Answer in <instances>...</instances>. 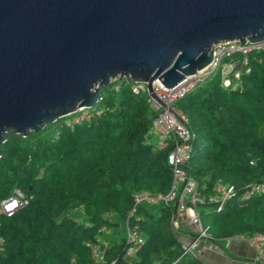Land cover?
<instances>
[{"label": "trees", "instance_id": "trees-1", "mask_svg": "<svg viewBox=\"0 0 264 264\" xmlns=\"http://www.w3.org/2000/svg\"><path fill=\"white\" fill-rule=\"evenodd\" d=\"M248 66L235 87H222L215 72L176 102L191 132L185 166L203 197L196 210L216 243L233 233L264 236L263 52H249ZM100 96L99 116L60 128L58 118L51 136L9 133L0 143V201L15 187L28 199L10 215L0 211V264H206L183 253L174 201H142L131 211L135 192L163 195L171 185L146 95L121 78ZM253 183L263 190L245 194ZM217 184L233 186L219 208L207 199ZM126 224L142 236L130 256Z\"/></svg>", "mask_w": 264, "mask_h": 264}, {"label": "water", "instance_id": "water-1", "mask_svg": "<svg viewBox=\"0 0 264 264\" xmlns=\"http://www.w3.org/2000/svg\"><path fill=\"white\" fill-rule=\"evenodd\" d=\"M227 40L264 41V0H0V143L96 105L113 78L153 97Z\"/></svg>", "mask_w": 264, "mask_h": 264}, {"label": "built area", "instance_id": "built-area-1", "mask_svg": "<svg viewBox=\"0 0 264 264\" xmlns=\"http://www.w3.org/2000/svg\"><path fill=\"white\" fill-rule=\"evenodd\" d=\"M251 51H261L264 54V41L249 42L245 40H227L215 43L212 47V58L203 68L196 70L190 75H186L176 85L172 87L163 86L157 79L151 83V93L149 95L145 82L129 81L128 88L132 93H144L146 101L152 111L150 116V127L155 135L154 145L158 148H167L166 163L171 171L170 189L165 194L150 195L146 191H139L133 194L134 206L142 201L155 202L163 200L164 202H177L175 212H181L187 221L194 227L195 232L190 241L182 243L183 253L197 254L199 242L208 240L213 248L222 251L223 248L217 244L206 226H202L196 210V203L203 198L197 191V182L186 169V162L191 152V132L187 126V120L183 112L179 109L176 102L185 93L189 92L197 85L202 83L215 72L218 73L219 83L222 87H235L241 74L248 72V53ZM121 79V78H114ZM101 96L97 99V104L92 107H77L69 113L63 122H60V128L63 123L72 125L82 121H87L93 116H99L105 107L100 105ZM263 186L259 183H253L246 186L245 194L259 193ZM233 186L231 184H217L215 186V195L207 197L208 200H215L218 208L232 194ZM28 199L18 189L13 188L9 196L0 201V211L10 215L17 208L27 203ZM175 212L171 219V224L175 228ZM230 239L245 240L254 250L256 259L264 263V236L258 232L251 234L233 233L223 238V245H227ZM125 256H130L138 245L142 242V236L137 229V225H125ZM92 253L95 260L99 261L98 250L92 246ZM99 264H114L113 262Z\"/></svg>", "mask_w": 264, "mask_h": 264}, {"label": "crops", "instance_id": "crops-1", "mask_svg": "<svg viewBox=\"0 0 264 264\" xmlns=\"http://www.w3.org/2000/svg\"><path fill=\"white\" fill-rule=\"evenodd\" d=\"M153 139H155V135ZM174 219L179 240L182 243H187L194 235V227L181 212H175ZM217 243L222 246V251L215 250L208 240L200 241L196 255L206 264H264L256 259L253 248L245 240L230 239L226 246L223 245L222 239H218Z\"/></svg>", "mask_w": 264, "mask_h": 264}, {"label": "rangeland", "instance_id": "rangeland-1", "mask_svg": "<svg viewBox=\"0 0 264 264\" xmlns=\"http://www.w3.org/2000/svg\"><path fill=\"white\" fill-rule=\"evenodd\" d=\"M114 81H116V79L113 78V79H111L110 82H114ZM100 105H102V103ZM65 117H63V118H65ZM56 129H57V124L55 122H50V123L46 124L43 128H41V134L43 136H51L56 132ZM179 228H181V227H179Z\"/></svg>", "mask_w": 264, "mask_h": 264}]
</instances>
